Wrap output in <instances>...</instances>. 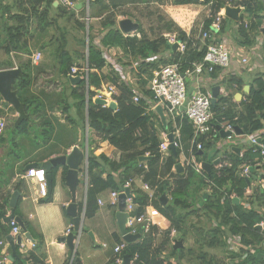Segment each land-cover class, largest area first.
<instances>
[{
  "label": "trees",
  "instance_id": "16d2710c",
  "mask_svg": "<svg viewBox=\"0 0 264 264\" xmlns=\"http://www.w3.org/2000/svg\"><path fill=\"white\" fill-rule=\"evenodd\" d=\"M72 1L77 4L78 2L84 3L85 0ZM149 1L90 0V14L88 16L90 19L101 18L102 27L98 33L92 36V27L89 26L87 58L90 71L88 80L84 78L77 84H72L69 76L71 68L80 54L78 51L69 50L66 36L69 29L66 25L59 23L60 17L65 14L70 15L69 20H71L77 10L75 8L72 12H68L65 5L54 6L55 0H22L25 5L21 4L19 11H13L11 7L3 5V9H1L0 38L3 37L4 42H0V48L4 50L5 54H10L14 50H21L30 54L28 47L29 42L33 40L30 31L33 20L37 22L36 31L43 32L47 28L53 27L62 34L61 39L54 35L48 43H59L56 52L54 76L49 83H55L57 78L67 79L70 82L73 99L80 101L82 109L87 108L89 126L103 139L108 140L111 146L121 151V157L118 161L111 160L107 153H101L100 155L90 153L88 157L87 217L90 218L95 215L98 209V197L101 193L107 190L123 191L127 186H129L133 195V202L137 205L135 214L139 215L146 211L150 201L149 195L142 188L136 186L135 179L141 178L152 187H156L155 197L151 200L155 213L152 229L149 233L142 234L140 238L130 242L128 248L122 252V256L127 254L132 264H182V259L188 253H195V255L203 257L201 259L207 260L208 255L207 252H204V247L226 248L227 242L224 241V238L232 236L241 238L242 251L249 250L248 247L255 243H261L264 239V234L254 226L264 220V210H260L264 208V194L260 193L252 197L249 202L250 207H246V203L242 200L245 198V188L248 185L247 179L239 177L235 173V168L244 162L253 165L257 154L249 150L240 155L239 152L235 151L232 152L231 166H226L220 172L212 166L211 171L206 172L205 175L215 180L220 187L225 186L226 193L214 187L206 197H203L201 193L207 188L203 176L197 174L191 167H187L183 174L174 171L175 165L179 163V153L176 155L170 150L169 156L164 157L159 151L161 136L156 128L155 118L158 120L160 117L157 112L150 110L153 93L147 89L148 80L153 70L159 68L160 65L183 61L187 64L184 63L182 66V70H185L188 64L191 66L192 62L203 59L205 48L202 47L199 51L198 47L200 45L194 46L196 33H192L191 37H188L187 33L175 27L173 22L168 23L165 29L169 32H177L179 40L187 42L184 55L178 51L168 49V40L164 35L151 39L141 29L134 35L126 36L118 26L117 10L129 2L146 3ZM211 1L213 2L211 6L212 17L206 19L205 29L210 28L213 15L225 3L222 0H206L203 2L207 4ZM0 3H2V0H0ZM175 3L197 4L201 2L200 0H175ZM237 5L245 7V13L237 23L238 32L241 36L247 34L243 25L245 19L251 20V28L258 30L264 18L259 14L264 11L263 0H244ZM54 8L59 9V13H56V15H53L52 12ZM80 11H84V8H81ZM7 13L9 19L5 18ZM9 20H15V23L10 24ZM75 20L78 28L86 30V23L82 19L75 18ZM222 29L223 31L225 29L224 20ZM138 34H141V36ZM82 42L86 46L85 39ZM115 48H120L123 53L137 59V71L134 73L139 88L134 89L128 78L126 79L125 76L120 75L121 73L116 65L118 60L112 57L110 53ZM166 52H169L170 55L165 56ZM5 65L12 67L13 63L5 62ZM106 67L110 70L107 74L102 71ZM18 68L21 72L13 85L15 91L23 90L31 85L28 65L21 64ZM103 82H112L117 86L118 91L114 95L117 102L116 109L94 102L95 91L91 87H101ZM242 83V80H238L240 88ZM59 86H62V84ZM136 93L140 95L138 102L133 101V96ZM246 98V101L237 104L232 97L219 95L216 104L213 106V123L215 125L227 123L238 125L246 134H253L255 131L262 129L264 127V72L259 71L254 74ZM63 102L61 110L63 112L70 111L72 104L68 103L64 106ZM8 104L0 96V105L7 106ZM41 104L39 97H27L22 101L21 107L26 114L31 116L33 121L31 122L27 118L20 120L14 127L15 133H28L30 128L35 129L34 116L39 113ZM69 120L75 122L71 116H69ZM161 127L164 126L161 124ZM168 127L171 130L172 125L169 123ZM180 131L184 149L189 153L191 141L194 137V129L187 117L181 121ZM215 138L218 139L219 135ZM199 141L203 144L201 150L203 153L200 154V150H195V153L199 158L206 159V151L215 146L216 140H207L206 136H200ZM147 154L153 156V158L145 162L139 160L141 155ZM56 171L57 168L52 172L54 177ZM105 172H107L106 178L103 177ZM128 182H130V185H127ZM164 193L170 196L167 203H163L161 200ZM232 193H235L241 201L238 202L231 198ZM198 204H200V208H198ZM3 217H5V212L0 211V226H2L1 219ZM193 217L203 220V223L195 224L191 222L190 224L195 233L194 241L197 250L190 248L186 253L184 247L174 249L172 246L170 255L164 254L167 245L170 243L168 236L173 227L177 229L180 239H183L184 242L190 237L191 232L186 226ZM214 222L217 225H213ZM159 236H162L161 243L155 246ZM121 241L122 238L118 236L116 243ZM261 253H264V249L248 252L247 257L237 264H264V257H260ZM135 254H138L139 257L133 260ZM18 255L20 258L19 264H25L23 259L26 261L32 260L34 264L39 263L34 254L27 256L18 253ZM114 261L117 263L115 258ZM206 264L221 263L215 256H210V260Z\"/></svg>",
  "mask_w": 264,
  "mask_h": 264
},
{
  "label": "crops",
  "instance_id": "0c3cea01",
  "mask_svg": "<svg viewBox=\"0 0 264 264\" xmlns=\"http://www.w3.org/2000/svg\"><path fill=\"white\" fill-rule=\"evenodd\" d=\"M203 1L206 0H202L200 1L201 3L197 4H172L168 10L175 27L187 34L195 33L194 30L198 33L205 24L211 10L206 9L209 3L206 4ZM89 2L90 0H88V7ZM21 4L25 5L22 0H2V3H0V22L2 21L1 9H3V5L11 7L13 11H19ZM194 5H201V7L195 8ZM232 5L231 3L230 6ZM238 6L241 8L238 14L240 20V17L245 13V7L242 5H233L232 7ZM259 14L264 16V11ZM8 17L7 13L5 18L9 19ZM98 19L91 18L90 20L92 22L93 20L98 21ZM223 20L225 22V29L222 37L236 51L237 55L232 56L230 66L226 69L217 68L214 73L193 74L189 76L187 78V86L190 95L193 94L198 86H201L205 90H212L216 86L225 87L232 92L231 84H238V80H242L243 83L239 91L235 92L236 96L237 93L243 95L245 93L247 95L254 74L259 71L264 72V42L261 43L257 40L259 30L244 27L247 34L241 36L237 28L239 20L236 21L226 15ZM9 21L10 24L15 23V20ZM35 23L36 21L33 20L32 25H35ZM263 25L264 18L261 23V26ZM89 26L88 23V31ZM53 32V29L49 27L43 32L36 31L32 33L33 40L29 42L28 47L30 53L32 52L31 54L21 50H14L10 54H5L4 50L0 48V70L18 68L21 64L27 65L26 62L29 64L28 70L31 85L20 91L14 90L19 102L22 104V101L27 97H39L42 103L39 113L34 116L35 129L32 127L28 133L22 134L15 133L14 127L17 125V122L25 118L32 122L31 116L26 114L22 107L21 109H16L11 103L7 106L0 105V111L5 110L1 113L0 118L4 119L3 116H9L3 134L0 135V211L5 212V217L1 219L2 226H0V254L6 257V261L3 264H7L9 261L8 257L13 252L7 238L9 235H12L15 238V243L17 238L13 234L11 220L15 219V217H20L24 221L27 231L35 241H31L25 237V231L22 229V233L19 235H22V244L25 245V248L23 249L21 245H17V256L11 264H19L20 258L18 257V253L27 256L34 254L39 261V263L35 264H76V257L80 258L81 264H117L114 261L113 246L117 244L116 238L118 236L122 238L117 219L118 204L110 206V190H107L99 195L105 202V205L100 206L98 204L95 215L90 218L86 216L89 176L88 171L84 168V164L81 165V172L79 174L81 182L77 187L75 200L69 187L66 185L63 166L53 168V170L57 168V171L54 182L49 190V195L45 198L39 196L36 182L25 177L28 165L45 163L53 157L68 155L74 147H79L84 152L88 151V157L90 153H94L95 155L107 153L111 160L117 161L121 157V151L118 148L111 146L108 140L103 139L89 126L87 108L82 109L79 100L71 99L72 108L70 111L63 112L61 110L63 108L61 104L65 100H63L62 86L59 85L65 83V78H57L55 83H49L54 76L56 66V54L54 52H57L58 49L56 43L48 44L54 36ZM167 34L173 36L177 35V32L172 31ZM114 50L116 48L111 51V54H113ZM39 51H42V60L38 64H33L31 56L34 52ZM164 55L169 56L170 53L166 52ZM243 55H246L249 59L247 64L241 62ZM24 56H28L29 59ZM5 62H12L13 66H7ZM180 63H183V61ZM116 65L118 71L121 73L120 75L125 76L126 79L128 78L134 89L139 88V85L135 84L133 79H131V65H121L120 62L116 63ZM191 66L188 64L187 68L192 69L194 67L193 62ZM124 67L127 69L130 67V69L125 71ZM102 71L107 74L110 70L106 67ZM107 83L103 82L102 85ZM209 85L211 87H208ZM97 88L91 87L94 91ZM237 97L240 98L241 96ZM3 101L5 100L3 99ZM151 106V111L157 112L156 108L160 105H156L152 101ZM158 115L160 119L157 120L155 118L158 131L160 133L162 131H169V123L166 117L165 122H163L159 113ZM69 116L75 122L69 120ZM161 124L165 128L161 127ZM37 131L39 132L37 133ZM222 138L224 137L220 132L219 138L215 139V144L218 143L220 146L219 143ZM235 151L240 154L243 151L238 141L233 149V152ZM169 154H166L164 157H168ZM227 159L229 158L227 157ZM174 171L176 170L174 169ZM184 172L185 169L180 174ZM103 177H107V172H105ZM139 180L135 179L136 186L142 188V183ZM15 193H18L17 198L14 204H12L11 200ZM73 203L76 205V216L80 217L81 222L78 234H76L73 240L74 246L70 247L68 242L62 241V238L67 236L71 231L75 232V228L73 227L76 216L70 214L68 211L69 206ZM256 205L257 203L255 202ZM151 211L155 215L153 207ZM81 227L82 232L80 231ZM69 228H71L70 232H68ZM173 230L176 233L171 236ZM261 233L264 234V231H261ZM168 237L170 243L167 245L164 254L170 255L172 246L174 247L178 241H182L183 246L181 247L186 249V253L190 248L197 250L194 239L188 237L189 245L187 246L184 240L180 239V234L175 227L171 229ZM238 237H225L224 241L227 242L226 248L204 247L203 250L208 255L207 260L201 259L203 257L197 256L195 253H185L186 256L182 259L181 263L206 264L210 260V256H215L221 264H237L247 257L248 252L264 249L263 239L261 243H255L251 247H248L249 250L242 251V240L238 241ZM160 243L161 241L158 239L155 246ZM104 244L107 247H104ZM181 247H174V249ZM23 261L25 264H34L32 260L26 261L23 259ZM130 264H132V261H130Z\"/></svg>",
  "mask_w": 264,
  "mask_h": 264
},
{
  "label": "built area",
  "instance_id": "2783aa9c",
  "mask_svg": "<svg viewBox=\"0 0 264 264\" xmlns=\"http://www.w3.org/2000/svg\"><path fill=\"white\" fill-rule=\"evenodd\" d=\"M202 1V0H200ZM62 3L66 6H74L75 3H72L70 0H64ZM211 6L213 2L209 3ZM231 2H225L218 12L213 15V19L210 24L209 29H205L204 25L194 37V46L199 44L198 50L201 51L202 47L205 48V53L201 61L193 62L194 67L187 68L182 70V65L185 63H170L160 65L159 68L153 70L151 77L148 80L147 89L153 93L152 101L156 105L163 107L164 115L168 120V123L172 125L171 130L162 131L160 133L161 143L159 145V151L165 156L170 153V145L174 143L175 147L179 153V162L182 164L184 169L191 167L195 172L205 179L207 183V188L209 192L215 187L221 192H225V186L220 187L215 180L208 178L205 175L206 171L203 167L204 158H199L195 153V150H202V142H198L200 136H206V139H216L215 137L219 135L221 129L227 132L224 139L230 142H240L248 144L249 148L243 150L240 155H243L245 152L251 150L257 156L254 158L253 165L248 163H241L235 168V173L239 177L246 178L249 180L248 185L245 188V198L244 201L246 207H250L249 202L252 197L259 195L260 193L264 194V127L260 130L255 131L253 134H238L235 130V125L231 123L215 125L213 123L214 112H213V91L205 90L201 86L193 92L192 95L189 94V89L187 86V78L193 74H202V73H213L217 68L226 69L230 66L231 59L233 55H237L236 51L223 39V19L225 17V6L230 5ZM208 17L211 16V10ZM90 19V18H88ZM243 25L245 28L250 29L252 26L251 20H244ZM264 25L261 26L258 30L257 40L259 42H264ZM128 36V35H126ZM188 37H191V34H187ZM168 42L178 43L177 51L184 55L187 49V42L179 40L178 36L175 34L173 36L166 35ZM42 60V53L34 52L31 56V61L33 64H38ZM248 57L243 55L241 62L247 64ZM90 68L87 64L86 68H79L73 66L71 68V74L73 76H80L81 79L86 78L88 80ZM88 85V84H87ZM88 87V86H87ZM232 92H230L225 87H220L219 95L224 97H232L234 102L240 104L242 101H246L247 95L244 93H237L239 91V85L236 83L231 84ZM118 89L116 84L108 82L103 84L101 87L95 89V96L93 99H105L107 102L116 101L114 95L117 93ZM238 98V99H237ZM140 95L136 93L133 96V101L138 102ZM152 103V102H151ZM150 103V110H151ZM103 106L108 107V103ZM187 117L188 120L192 123L194 129V137L191 141V148L189 153L184 149V145L181 140V121L183 118ZM220 126L221 129L218 128ZM5 129L4 122L0 119V135L3 134ZM169 134H173V141L169 140ZM148 155V154H147ZM227 157H215L212 166H214L217 171H222L226 166H231V163H228ZM217 161V162H216ZM175 169V168H174ZM26 178L36 182L38 187V193L41 198H45L49 195L47 173L43 167H31L27 170L25 175ZM139 180V179H138ZM139 182L142 183V189L149 195V204L146 208V211L137 215L135 214L137 205L133 202L132 198L127 200V213L128 220L126 223L127 233L129 234H147L151 231L154 224V214L151 211L153 207L151 200L155 197L156 187H152L149 183L144 182L141 178ZM130 185V182L127 183ZM129 187V186H127ZM123 191H110V206H116L118 204L119 195L124 193ZM226 193V192H225ZM231 198H234L236 201L240 202L241 199L235 194L232 193ZM98 204L100 206L105 205V202L101 197L98 198ZM200 208V204H198ZM261 211L264 208L260 209ZM13 226V234L19 235L22 233V228L19 223L15 220H11ZM217 225L216 222L213 223ZM256 229L264 231V220L256 223ZM71 231V228L68 229V232ZM176 233L175 230L172 231L171 236ZM241 238L238 237V241ZM129 241H126L122 236V241L113 246L114 258L117 263L122 264L123 256L122 252L126 250L129 246ZM22 248H25V245L20 244ZM104 247H107L104 244ZM138 254L134 255L133 260L138 259ZM6 261V257L3 254H0V264H3Z\"/></svg>",
  "mask_w": 264,
  "mask_h": 264
},
{
  "label": "water",
  "instance_id": "95a60500",
  "mask_svg": "<svg viewBox=\"0 0 264 264\" xmlns=\"http://www.w3.org/2000/svg\"><path fill=\"white\" fill-rule=\"evenodd\" d=\"M62 1H64V0H55L54 6H58ZM81 6H82V3L76 4V8H79ZM240 11H241V8L239 6L238 7H232L230 5L225 6V15L236 20V21L239 20L238 14ZM118 26H119L120 30L125 35H130V33L135 32V31L137 32L139 30V27H140L139 24L134 22L131 18L119 19L118 20ZM88 34H89V32H88ZM87 44H88V35H87ZM168 48H171L173 51H176L178 48V43L177 42L176 43L168 42ZM20 72H21V70L19 68H9V69H1L0 70V96L6 102L13 104L16 109H21V103L19 102V99L17 98L16 93L13 90V85H14V82L16 81L17 77L19 76ZM69 77H70V81L72 84H77L81 80L80 76L70 75ZM219 90H220L219 86H216L212 89L213 96H214L213 105H215L217 102V97L219 96ZM94 102L101 104V105L108 103V107H110L112 109L117 108V102L116 101L107 102L105 99H95ZM156 111L160 114L163 122H165V115L163 113V107L157 106ZM218 128L221 129L220 126H218ZM235 130L238 134L244 133L243 129L238 125L235 126ZM221 134L223 135V137H225L227 132H225L223 129H221ZM168 138L172 142L173 141V134H169ZM170 150L174 154H176V155L178 154V150L175 147L174 143H171ZM202 153L203 152H200V154H202ZM152 158H153V156H150V155H141L139 157V160L142 162H145V161H148ZM213 163H215V162H208L206 160L203 161V167L207 173H209L211 171ZM83 164H84L85 170L88 171V151L84 152L79 147H74V149L68 155L53 157V158L49 159L48 161H46L45 163L30 164L27 166V170L30 169L31 167H43L47 173L48 189L50 190L51 185L54 182V175L52 173L53 168L63 166L64 170H65L66 185L69 187V189L73 195V199L75 200L77 187L81 182V180L79 178V174L81 172V167H82L81 165H83ZM174 168L178 173H181L184 171V167L182 166V164L180 162L177 163ZM247 181L249 183V180H247ZM209 193L210 192L205 189L201 193V195L203 197H206V195ZM17 194L18 193H15L14 196L12 197V200H11L12 204H14V202L16 201ZM132 196L133 195L131 194L129 187H127L125 189V192L121 193L119 195L118 212H117V219H118V226H119L120 233L123 236V238L129 242L137 240L141 236V233L140 234H129V233H127V229H126V223L128 220V213L126 211L127 200H128V198H132ZM161 200L163 201V203H167L169 200V196L166 193H164L161 196ZM75 208H76L75 203L71 204L68 208L69 213L74 215V216H76ZM15 220L20 224L23 231H25V237H27L31 241H35L34 238H32L30 233L27 231V227H26L24 221L20 217H15ZM80 222H81L80 217L76 216L74 219L75 225L73 227V228H75V230H74L75 232L71 231L70 233L67 234V236L62 238V241L68 242L70 247L74 246L73 240L75 239L76 234H78V229L80 228ZM258 228L260 229V227H258ZM80 231L82 232V227H81ZM90 235H91V233H90ZM7 239L9 241L10 246H11L12 251H13L12 254L9 255V257H8L9 261L7 263V264H11L12 261L14 260V258L17 256V245H20L22 243V235H17L16 243H15V238L12 235H9ZM181 246H183L182 241H178L174 247L178 248ZM263 256H264V254L261 253L260 257H263ZM76 264H81L79 257H76ZM122 264H130V258L127 254L123 256Z\"/></svg>",
  "mask_w": 264,
  "mask_h": 264
},
{
  "label": "rangeland",
  "instance_id": "374dc122",
  "mask_svg": "<svg viewBox=\"0 0 264 264\" xmlns=\"http://www.w3.org/2000/svg\"><path fill=\"white\" fill-rule=\"evenodd\" d=\"M72 3H74L72 0H70ZM224 2H231L233 5H237L239 2L244 1V0H222ZM78 3H82V6L79 8H76V3L74 4V6H66V9H68V12H72V10L75 8L77 9L75 11V15L71 18V20H69L70 15L65 14L62 17H60L59 19V23L61 25H66V27H68L69 32L66 34L67 38H68V48L69 50H75L79 52V56L76 58L74 66L75 67H79V68H86L87 64H88V48H87V35H88V23L89 25H91L92 30H91V35L94 36L96 33H98V31L101 29L102 27V19H98V21H92L89 18V14H90V9L88 7V0H85L84 3L83 2H78ZM175 3V0H150L149 2L146 3H128L124 6H122L121 8H119L117 10V21L121 18H131L134 22L139 24V30L136 32H132L130 33V35H134L136 33H138L139 31H141V29L144 31V33L146 34V36L148 38L151 39H155L161 36H165L168 35L167 33L169 31H167L165 29V27L167 26L168 23L172 22L171 18H170V11L168 10L170 8V6L172 4ZM62 6L64 5L62 2L60 3ZM163 5V6H162ZM232 5V6H233ZM195 8H199L201 7V5H194ZM81 8H84V11H80ZM211 5L208 4V7L206 8L207 10L211 9ZM53 15H56V13H59V9L54 8L53 9ZM85 15V17H83ZM75 18H81L82 21H84L86 23V30H82L80 28L77 27L76 25V20ZM90 20V21H89ZM97 26V28H96ZM36 27H37V22L35 23V25H32V28L30 27V31L31 33L36 32ZM53 29V33L54 35H57V37H59V39L62 38V34H60L59 32H57L53 27H51ZM97 29V30H95ZM195 33H197L196 30H194ZM171 32V31H170ZM139 36H141V34H138ZM166 37V36H165ZM85 39L86 42V46L84 45V43L82 42ZM81 40V41H80ZM88 40H89V36H88ZM61 41V40H60ZM0 42H4V38L1 37L0 38ZM56 45L58 46L59 43H56ZM173 51V50H172ZM42 52V51H41ZM32 53V52H31ZM30 53V54H31ZM111 53V52H110ZM54 54H56V52H54ZM4 55V54H3ZM53 55V54H52ZM112 57L116 58L118 60V62H120L121 65H131V79H133L134 83L136 84V77H135V73L137 71V59L135 57H131L130 55H127L125 53L122 52V50L120 48H116V50H114L113 54H111ZM25 58L29 59L28 56H24ZM118 57V58H117ZM29 61V60H28ZM27 65L28 62H26ZM31 63V62H30ZM130 69V67L127 69L124 67V70L128 71ZM135 78V79H134ZM61 81V80H60ZM132 82V81H131ZM208 87H211V85H209ZM64 90V91H63ZM62 95L64 97L63 100H65L63 102L64 106L66 104H72L71 99H73L74 97H72L71 95V87H70V82L65 79V83H63L62 85ZM72 97V98H71ZM62 105V104H61ZM63 107V105H62ZM5 110H1V113L4 112ZM5 115V113H4ZM4 119H1L4 124L7 123V121L9 120V116H3ZM39 131H37L38 133ZM220 146L218 145V143L215 144V146L210 150L206 151V161L211 162L214 161V158L219 156V157H228V160H232V152L235 146V142H230L227 141L226 139L222 138L220 139ZM222 144V145H221ZM240 148L242 150H246L249 148L248 144H244L242 142H240ZM230 163H232L231 161H229ZM207 221V220H206ZM191 222L192 223H203V220H201L200 218H191L188 223L186 228L189 230V232H191L189 234L190 237H192V239H195V233L193 231V228L191 227ZM162 236L159 237V239H161ZM186 245H189V241L188 238L185 241Z\"/></svg>",
  "mask_w": 264,
  "mask_h": 264
}]
</instances>
